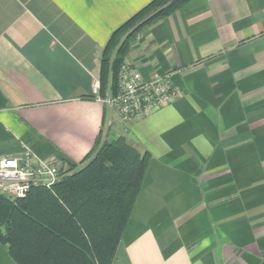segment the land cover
<instances>
[{"label": "crops", "instance_id": "0c3cea01", "mask_svg": "<svg viewBox=\"0 0 264 264\" xmlns=\"http://www.w3.org/2000/svg\"><path fill=\"white\" fill-rule=\"evenodd\" d=\"M150 1L0 0V158L68 168L124 135L152 159L111 264H264V0H191L141 32L125 63L182 95L125 124L93 86Z\"/></svg>", "mask_w": 264, "mask_h": 264}, {"label": "trees", "instance_id": "16d2710c", "mask_svg": "<svg viewBox=\"0 0 264 264\" xmlns=\"http://www.w3.org/2000/svg\"><path fill=\"white\" fill-rule=\"evenodd\" d=\"M190 1L151 0L113 31L101 58V98L118 94L137 36ZM151 159L124 135L107 141L100 134L52 187L24 198L0 195V242L17 264H111Z\"/></svg>", "mask_w": 264, "mask_h": 264}, {"label": "built area", "instance_id": "2783aa9c", "mask_svg": "<svg viewBox=\"0 0 264 264\" xmlns=\"http://www.w3.org/2000/svg\"><path fill=\"white\" fill-rule=\"evenodd\" d=\"M93 94L105 101L125 124H132L154 110L172 103L181 90L169 74L145 79L126 63L119 77L117 95L100 97V80L93 86ZM63 167L42 159L30 149L18 156L0 158V195L24 198L32 188L52 187L61 180Z\"/></svg>", "mask_w": 264, "mask_h": 264}, {"label": "rangeland", "instance_id": "374dc122", "mask_svg": "<svg viewBox=\"0 0 264 264\" xmlns=\"http://www.w3.org/2000/svg\"><path fill=\"white\" fill-rule=\"evenodd\" d=\"M177 86V85H176ZM178 88H180L179 86H177ZM180 90H181V88H180ZM181 95H182V90H181Z\"/></svg>", "mask_w": 264, "mask_h": 264}]
</instances>
